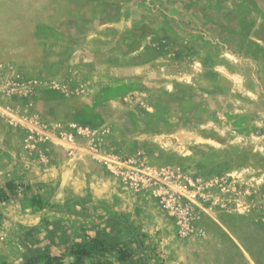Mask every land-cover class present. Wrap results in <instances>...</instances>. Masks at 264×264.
<instances>
[{
	"label": "crops",
	"instance_id": "0c3cea01",
	"mask_svg": "<svg viewBox=\"0 0 264 264\" xmlns=\"http://www.w3.org/2000/svg\"><path fill=\"white\" fill-rule=\"evenodd\" d=\"M3 1L0 49L19 51L0 64L14 73L24 65L23 79L40 83L23 111L59 134H46L31 176L46 194L39 220H143L142 232L159 237L145 177L202 159L201 149L214 142L201 130L222 123L219 116H264V0H71L66 12L63 0L50 8L26 0L24 10L18 0ZM177 49L187 53L182 63ZM176 63L179 69L170 67ZM69 128L74 137H63ZM6 141L12 147L0 154V168L6 161L8 175L19 176L27 161L12 160L15 139ZM121 239L108 242L123 247Z\"/></svg>",
	"mask_w": 264,
	"mask_h": 264
},
{
	"label": "rangeland",
	"instance_id": "374dc122",
	"mask_svg": "<svg viewBox=\"0 0 264 264\" xmlns=\"http://www.w3.org/2000/svg\"><path fill=\"white\" fill-rule=\"evenodd\" d=\"M27 1H14L17 10H24ZM32 1V4H43L49 8L56 5L54 0ZM70 1L63 0L64 12L71 5ZM4 2L0 0V4ZM164 5L165 8L171 7L168 1H163L161 7ZM8 51L16 55L19 50L0 49V61H4L1 58ZM171 51L174 57L181 59V63L184 57H188L183 49ZM179 59L176 60L180 62ZM23 67L16 65L14 73L9 66L0 64V154L8 155L12 146L6 140L13 138L16 154L11 157L27 161L19 176L8 175L10 170L4 167L6 161L0 168V187L4 189L6 182L18 187L16 196L10 197L0 207V264H22L47 255L63 256L64 262H69L72 258L66 249L70 248L89 251L91 254L85 259L86 264L111 258L116 261L120 251L125 252L127 259L143 254L147 257L146 264H264L263 115H257L253 120L234 119L233 116L237 114L219 116L222 123H218V126L215 122L210 123L201 130L209 134L214 142L201 149L204 153L202 159L173 162L176 166L167 164L175 174L174 186L188 188L185 178H199L205 186L201 195L206 210L200 214L202 232L199 235L179 239L172 220L158 206L157 194L150 189L146 194L155 202L160 220L152 223L159 226L156 230L159 237L149 238L142 232L146 224L143 220H118L122 226L106 224L107 220H39L42 211L32 207L30 199L36 196L45 202L46 194L40 193V183L31 176L44 159L46 134H59L54 128H41V124L33 122L23 111L25 107L30 108L41 89L37 81L23 79ZM170 67L179 69L181 65L176 63ZM254 121L261 127L252 125ZM72 130H64L63 137H74ZM182 144L183 139H178L176 148L179 154L183 149ZM174 148L167 146L170 150ZM135 151L133 145L129 144L127 155L132 156ZM143 153L148 161L147 154ZM67 155L71 156V150L67 151ZM130 171L127 168V172ZM179 176L180 180L177 178ZM131 192L134 194V191ZM96 236L100 239H95ZM114 236H120L125 245L122 243L123 247H118V242L109 243V238Z\"/></svg>",
	"mask_w": 264,
	"mask_h": 264
},
{
	"label": "built area",
	"instance_id": "2783aa9c",
	"mask_svg": "<svg viewBox=\"0 0 264 264\" xmlns=\"http://www.w3.org/2000/svg\"><path fill=\"white\" fill-rule=\"evenodd\" d=\"M177 178L180 180L181 176ZM174 179L173 170L163 167L154 174L146 176L142 184L157 194L158 206L172 220L175 235L185 240L202 232L199 220L200 214L206 210L201 195V190L205 186L199 178L194 180L185 178L188 188L174 186ZM172 188L175 190H171ZM159 189L163 191L160 192Z\"/></svg>",
	"mask_w": 264,
	"mask_h": 264
},
{
	"label": "trees",
	"instance_id": "16d2710c",
	"mask_svg": "<svg viewBox=\"0 0 264 264\" xmlns=\"http://www.w3.org/2000/svg\"><path fill=\"white\" fill-rule=\"evenodd\" d=\"M26 188V187H25ZM18 187L14 185L12 182H6L5 188L0 187V203H5L10 200V197H14L17 194ZM30 205L32 207H36L39 210L47 207V203L43 202L40 197H32L30 199ZM68 252V256L72 258L69 262H64L63 256H43L41 258H37L36 260H27L22 264H86L85 259L90 257V252L85 248H70L66 249ZM125 252L120 251L118 256V262L122 263L127 259ZM89 264H113L110 260H96L91 261Z\"/></svg>",
	"mask_w": 264,
	"mask_h": 264
}]
</instances>
